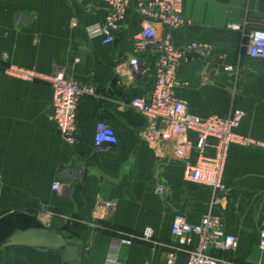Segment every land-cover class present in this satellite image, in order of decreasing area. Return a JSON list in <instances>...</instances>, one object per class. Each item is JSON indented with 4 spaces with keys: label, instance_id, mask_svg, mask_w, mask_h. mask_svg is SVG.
<instances>
[{
    "label": "crops",
    "instance_id": "obj_1",
    "mask_svg": "<svg viewBox=\"0 0 264 264\" xmlns=\"http://www.w3.org/2000/svg\"><path fill=\"white\" fill-rule=\"evenodd\" d=\"M106 11L97 0H0V264H61V250L3 245L15 229L29 227L58 230L76 244L71 264H162L175 244L172 219L182 215L197 222L207 210L209 190L186 179L171 145L155 147L140 136L147 119L129 104L148 97L154 83L153 63L144 54L138 55V74L128 64L140 15L132 9L115 40L104 44L87 27L101 22ZM181 12L184 24L172 32L174 44L196 40L210 50L179 65L175 96L199 117L240 108L245 115L237 132L264 139V59L247 54L249 32L264 29V0H182ZM56 66L95 89L79 105L74 144L61 137L51 117L53 90L43 77ZM99 120L114 130L116 143L95 146ZM188 136L195 141L194 133ZM56 180L64 184L60 192L52 187ZM223 181L226 191L214 211L238 239L228 257L264 264L257 245L264 149L231 144ZM99 199L116 202L106 218L95 214ZM146 228L150 243L140 239ZM117 237L133 241L114 247ZM187 251L176 264H186Z\"/></svg>",
    "mask_w": 264,
    "mask_h": 264
},
{
    "label": "built area",
    "instance_id": "obj_2",
    "mask_svg": "<svg viewBox=\"0 0 264 264\" xmlns=\"http://www.w3.org/2000/svg\"><path fill=\"white\" fill-rule=\"evenodd\" d=\"M97 1L104 2L107 11L101 22L87 27V33L90 36H100L104 44L115 40L116 32L132 9L141 17L140 31L134 38L128 64L132 74H138L143 66L138 55L144 54L153 63L154 83L148 97L137 96L129 101L130 106L147 119V125L140 132V136L155 147L171 145L174 156L184 164L186 179L204 186L210 192L207 210L197 222H190L182 215H176L172 219L170 232L175 244L164 252L162 264H176L184 248H188L186 264H244L228 257L238 247V239L233 233L226 231L223 218L214 208L221 204L226 191L223 173L230 145L236 143L264 149V139L248 138L237 132L245 115L240 108H235L226 116L211 114L199 117L188 110L185 101L175 96L174 87L177 84L176 72L179 65L205 57L210 50V46L196 40L180 46L174 44L172 32L184 24L182 0ZM248 36V56L264 59V29L254 28ZM77 61L76 59L75 62ZM224 69L233 71L230 65H226ZM9 70L29 79L37 77L34 71L16 68ZM43 79L53 90L51 117L56 129L66 142L74 144L78 134L79 105L86 96H94L95 89L67 74L61 66L54 67ZM189 132L194 133L195 141L190 139ZM116 140L114 130L106 122L97 121L95 146L114 144ZM208 147L213 148V154L207 153ZM194 150L196 155L192 158ZM63 186L59 180L52 184L53 189L58 192ZM155 191L161 194L163 186L157 185ZM115 207L114 200L99 199L95 214L106 218ZM151 238L150 228L144 229L140 239ZM132 241L131 238L117 237L114 239V247L130 244ZM257 245L264 251V214Z\"/></svg>",
    "mask_w": 264,
    "mask_h": 264
},
{
    "label": "water",
    "instance_id": "obj_3",
    "mask_svg": "<svg viewBox=\"0 0 264 264\" xmlns=\"http://www.w3.org/2000/svg\"><path fill=\"white\" fill-rule=\"evenodd\" d=\"M4 246L31 245L47 249L61 250V264H71L78 256V246L68 241L66 236L47 227L15 229L3 243Z\"/></svg>",
    "mask_w": 264,
    "mask_h": 264
},
{
    "label": "rangeland",
    "instance_id": "obj_4",
    "mask_svg": "<svg viewBox=\"0 0 264 264\" xmlns=\"http://www.w3.org/2000/svg\"><path fill=\"white\" fill-rule=\"evenodd\" d=\"M243 146H246V145H243ZM210 200V198H209ZM209 204V203H208ZM208 206V205H207ZM141 242H146V243H150V240H141Z\"/></svg>",
    "mask_w": 264,
    "mask_h": 264
}]
</instances>
